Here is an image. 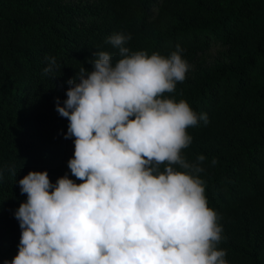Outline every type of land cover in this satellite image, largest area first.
I'll list each match as a JSON object with an SVG mask.
<instances>
[{
	"label": "trees",
	"instance_id": "1",
	"mask_svg": "<svg viewBox=\"0 0 264 264\" xmlns=\"http://www.w3.org/2000/svg\"><path fill=\"white\" fill-rule=\"evenodd\" d=\"M115 33L131 35V51L184 50L190 69L168 95L209 118L187 130L184 155L206 157L199 176L223 227L218 247L229 264H264V0H0V264L18 253L19 180L47 171L53 184L81 182L56 102L80 67L92 70L94 51L118 58L106 42ZM46 57L60 70L44 74Z\"/></svg>",
	"mask_w": 264,
	"mask_h": 264
},
{
	"label": "clouds",
	"instance_id": "2",
	"mask_svg": "<svg viewBox=\"0 0 264 264\" xmlns=\"http://www.w3.org/2000/svg\"><path fill=\"white\" fill-rule=\"evenodd\" d=\"M130 40L108 36L118 58L94 51L92 70L80 67L63 105L57 98L65 138L74 137L68 167L81 182L64 175L53 184L47 171L19 180L27 199L15 211L18 253L3 264H229L199 176L206 157L184 155L187 130L208 115L168 95L190 69L184 50L149 55L131 51ZM46 59L44 74L60 70Z\"/></svg>",
	"mask_w": 264,
	"mask_h": 264
},
{
	"label": "rangeland",
	"instance_id": "3",
	"mask_svg": "<svg viewBox=\"0 0 264 264\" xmlns=\"http://www.w3.org/2000/svg\"><path fill=\"white\" fill-rule=\"evenodd\" d=\"M213 51H214V48H212V51H211V53H210V54H212V53H213Z\"/></svg>",
	"mask_w": 264,
	"mask_h": 264
}]
</instances>
